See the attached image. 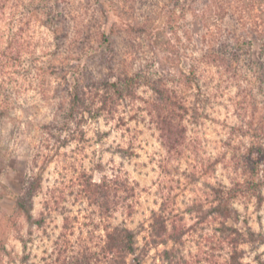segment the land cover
<instances>
[{
    "label": "rangeland",
    "instance_id": "rangeland-1",
    "mask_svg": "<svg viewBox=\"0 0 264 264\" xmlns=\"http://www.w3.org/2000/svg\"><path fill=\"white\" fill-rule=\"evenodd\" d=\"M57 2L54 12L59 11L65 19L64 24L58 26L46 25V19L35 16L22 18L20 13L30 0H24V8L19 7L17 19L22 22L17 20L16 25L28 23L24 34L25 52L21 64L11 69V83L5 85L0 82L7 87L2 95L11 100L10 114L0 120V264L50 263L60 245L76 241L81 229L85 233L94 229L92 221L97 223L99 219H91L93 208L89 206L81 184L84 172L92 175L95 183L107 182L111 195L110 221L113 224L125 223L140 232L141 250L129 259V264H155L158 254L171 245L148 249L147 232L143 227L148 226L151 212L158 209L162 191L168 193L173 189V193H177L178 209L184 210L193 204L194 197L203 194L207 189L206 183L222 181L231 185L236 180L245 184L251 173L244 172L242 166L248 160L254 162L261 157L260 178L264 180V132L258 136L260 128L264 129V83L257 78L255 72L259 70L255 68V72L245 74L240 88L232 87L224 101L208 109L200 124L185 123L188 141L204 157L207 166L217 158L220 161L215 168L210 166V172L202 177L195 171L194 157L174 159L169 163L167 149L160 139L161 131L151 123L145 111L146 105L141 101L131 107L123 105L114 121L102 118L95 122L86 115L83 129L90 141L61 150L48 164L42 191L33 199V216L43 219V224L30 225L17 215L15 200L23 190L34 149L45 136L46 125H61L76 79L100 82L107 77L102 50L97 43V31L109 33L116 22L114 10L107 0ZM222 2L224 0H192L186 10H177L171 15L169 8L165 9V0H160L159 9L148 23L151 26L147 34L130 36L121 29L119 61L131 73L139 71L143 75L162 76L179 70L187 72L191 60L202 49L213 45L217 27L224 28L217 20L218 11L229 6L225 3L221 6ZM241 5L237 6V14L243 17V25L255 24L259 10H252L253 17L247 16ZM132 17L139 18L137 15ZM62 28L64 33L68 31L66 37L57 32ZM128 40L133 47L125 50ZM252 43L250 58L258 62L260 42ZM137 95L144 99L151 96L144 88ZM118 123H121L120 127ZM98 132H109L110 135L97 142ZM119 146L132 148L135 156L121 157L116 152ZM50 147L53 148L54 144L51 143ZM260 147H263V153ZM250 149H253L252 158ZM234 159H240L237 173ZM126 179L132 189L131 198L124 208L120 206L117 209L114 202L118 198L113 195L116 189H124L120 182ZM246 195L242 202L236 204L240 221L237 224L230 222V225L242 232L250 227L257 233H264V186L260 198ZM184 224L190 229L185 236V253L192 263L217 264L227 258L226 251L214 249L213 245L218 242L213 225L196 228V220L190 215H186ZM96 232L103 234L99 230ZM20 236L27 241L26 249ZM243 248L245 261L251 264H256V256L264 254V245L257 250L248 245Z\"/></svg>",
    "mask_w": 264,
    "mask_h": 264
},
{
    "label": "trees",
    "instance_id": "trees-1",
    "mask_svg": "<svg viewBox=\"0 0 264 264\" xmlns=\"http://www.w3.org/2000/svg\"><path fill=\"white\" fill-rule=\"evenodd\" d=\"M107 1L114 10L116 22L109 33L100 29L97 31V43L102 50L101 57L107 70V77L100 82L76 79L62 114L61 125L44 127L46 137H42L34 149L23 190L15 200L17 215L23 217L30 225L43 224V219L38 220L33 216V199L42 191L43 176L48 164L61 150L72 144L80 146L90 141L83 129L86 115L95 122L102 118L114 121L123 105L131 107L141 101L146 105L145 111L148 112L151 123L161 131L160 139L167 149L169 163H173L174 159L194 157L193 166L202 177L210 172L208 170L210 166L215 168L220 161L217 158L207 166L204 157L196 151L193 143L188 141L185 123L200 124L207 116L208 109L224 101L232 87L240 88L245 74L254 71L255 68L259 70L254 71L258 74L257 78L264 83V0H224L221 6L225 3L229 7L223 6L219 9L217 17L224 28L217 27L213 45L202 49L200 54L191 60L187 72L179 70L175 74L162 76L143 75L139 71L131 73L119 61L118 49L121 29H125L130 36L145 35L149 32L151 25L148 23L152 14L159 9L160 0H122L121 5L119 0ZM191 1L165 0V9L169 8L170 14L177 10H186ZM23 2L24 0H0V82L5 85L11 83V69L17 67L18 63L21 64L25 52L24 34L28 23L16 25L17 20L22 22L20 18L17 19V15L19 7L24 8ZM239 2L242 3L243 13L247 16H252L251 12L259 10L255 24L248 25L249 27L243 25L241 21L243 17H239L237 11ZM57 3V0H30L29 5H26L20 14L22 18L27 15L35 16L41 20L46 19V25L58 26L64 24L65 19L63 14L58 13L59 11L54 12ZM123 5L127 9H124ZM134 15L139 18L133 19ZM140 18L143 19L142 22ZM64 28L61 31L57 29V32L66 37L68 31L64 33ZM253 41L260 42L258 62L250 58ZM130 47L133 45L128 40L124 49L129 50ZM141 88L149 90L151 95L149 99L137 95ZM6 89L7 87L0 83V98L4 96V99H0V120L10 114L11 100L2 95ZM242 121L244 122L243 119ZM117 126L120 127L121 123ZM260 130L258 136L264 132L263 127ZM109 135V132H98L97 142H102ZM51 143L54 144L53 148L50 147ZM260 150L263 153V147H260ZM249 151L252 158L253 149ZM116 152L123 158L135 156L129 147L119 146ZM201 159V163H198ZM234 162H237L235 171L237 173L240 159H234ZM262 162L261 157L254 162L248 160L242 166L244 172L251 173V178L245 184L236 180H233L231 185L222 181L206 183V191L194 197L193 204L184 210L178 209L177 193H173V189L168 193L162 191V201L158 209L151 212L148 226L143 227V231L147 232L148 249L171 245L169 249L158 254L155 264H195L185 253V236L190 231L184 224L186 215L194 216L196 228L214 226L213 232L218 242L217 245H213L214 249L226 251L227 255L223 262L217 264H251L245 261L246 251L243 246L248 245L257 250L259 246L264 245V233H257L250 227L246 232H242L236 226L230 225V222L237 224L240 221L241 216L236 204L242 202L246 194L260 198V191L264 186V180L260 178ZM81 184L84 187L85 198L93 208L91 219L97 217L99 222L92 221L94 229H88L86 233L81 229L76 241H67L66 245H60L55 258L52 257V261L47 264H129V259L135 257L141 250L140 232L125 223L113 224L110 221L111 195L107 182L95 183L93 176L84 172ZM120 184L124 189H116L113 195L114 198H118L114 202L117 209L127 205L132 191L128 186V179ZM96 230L102 231L103 234L98 235ZM65 237L68 236L65 234ZM20 241L26 249V239L20 236ZM255 262L264 264V254L256 256Z\"/></svg>",
    "mask_w": 264,
    "mask_h": 264
}]
</instances>
